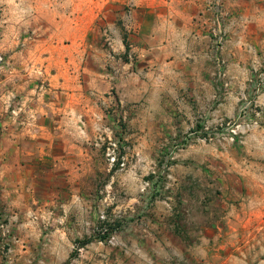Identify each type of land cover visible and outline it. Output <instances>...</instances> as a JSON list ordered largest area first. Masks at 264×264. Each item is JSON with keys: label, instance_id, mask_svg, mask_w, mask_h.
Masks as SVG:
<instances>
[{"label": "rangeland", "instance_id": "obj_1", "mask_svg": "<svg viewBox=\"0 0 264 264\" xmlns=\"http://www.w3.org/2000/svg\"><path fill=\"white\" fill-rule=\"evenodd\" d=\"M63 1L0 0V264H264V224L237 206L264 163V0H218L220 45L211 0V54L144 79L95 62L136 67L126 7L113 28L47 29ZM69 69L75 139L55 123Z\"/></svg>", "mask_w": 264, "mask_h": 264}, {"label": "crops", "instance_id": "obj_2", "mask_svg": "<svg viewBox=\"0 0 264 264\" xmlns=\"http://www.w3.org/2000/svg\"><path fill=\"white\" fill-rule=\"evenodd\" d=\"M229 2L231 5V0ZM211 6V0H64L62 9L49 13L48 23L52 25L47 29L91 32L97 28L100 30V24L113 28L112 18L117 15L116 8L126 7L127 11H118V17L119 20L125 19L129 24V46L136 47L139 51V55L135 56L136 67L133 68L130 62L123 61L119 55L109 52L96 57L95 62L100 68V77L105 79L107 74L103 70L108 62L120 65V68L115 70L118 73L124 70L131 72L137 79H144L147 74L144 64L149 62H157L159 67L165 68L171 63L184 65L201 61L211 54L212 38L207 33L211 17L213 18ZM34 17L38 19V16ZM103 40L92 41L78 37L72 39V44L77 47L102 48L105 45ZM116 41L120 42L117 37ZM67 72L63 73L61 81L53 83L57 90L58 87L62 89L55 92L62 93L67 100L60 108L62 118L55 123L62 131L60 136L69 133L70 137L75 139V127L82 112L77 104L81 96L77 88L79 70L69 69ZM98 97L107 98V101L110 99L103 94H98ZM257 101L260 108H264V92L257 97ZM262 158L264 159V156ZM261 168L257 178L260 182L244 185L239 190L237 203L242 210L241 222L255 226L264 224V163Z\"/></svg>", "mask_w": 264, "mask_h": 264}, {"label": "built area", "instance_id": "obj_3", "mask_svg": "<svg viewBox=\"0 0 264 264\" xmlns=\"http://www.w3.org/2000/svg\"><path fill=\"white\" fill-rule=\"evenodd\" d=\"M214 4V2L212 3ZM215 17H214V21H216V28L213 29V34L214 37H218L217 38V43L220 45L222 42V34L224 33V30L221 29L220 24H219V18L221 16V13H219V10L217 9L218 6H220V3L218 0L215 1ZM100 140L102 139L100 136L98 137ZM114 148H115V144L111 142L110 138H108V142H107V148H106V156L110 157L111 162L115 161V155H114Z\"/></svg>", "mask_w": 264, "mask_h": 264}]
</instances>
